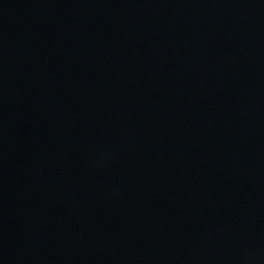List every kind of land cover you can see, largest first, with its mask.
Listing matches in <instances>:
<instances>
[{
    "label": "water",
    "instance_id": "1",
    "mask_svg": "<svg viewBox=\"0 0 264 264\" xmlns=\"http://www.w3.org/2000/svg\"><path fill=\"white\" fill-rule=\"evenodd\" d=\"M0 264H264V0H0Z\"/></svg>",
    "mask_w": 264,
    "mask_h": 264
}]
</instances>
